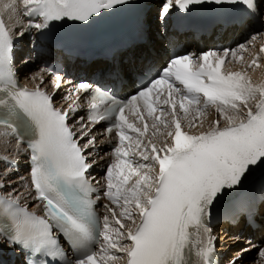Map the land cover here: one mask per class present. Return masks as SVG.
Wrapping results in <instances>:
<instances>
[{
  "label": "snow or ice",
  "instance_id": "snow-or-ice-1",
  "mask_svg": "<svg viewBox=\"0 0 264 264\" xmlns=\"http://www.w3.org/2000/svg\"><path fill=\"white\" fill-rule=\"evenodd\" d=\"M206 2L242 3L252 14L264 5V0H165L160 18L165 19L173 6L187 12L190 6ZM23 3L25 14L39 21L30 26L43 31L62 20L89 23L127 0H23ZM240 47L244 49V45ZM260 51L264 52V47ZM230 54L236 57L231 49L223 50L222 54L209 51L197 57H174L126 100L96 89L90 120L110 121L105 132L111 134L115 130L118 137L106 172L105 195L123 209L117 216L114 209L105 205L113 224L110 215L101 218L97 214L95 204L100 197L92 199L94 189L86 177L91 167L87 162L88 149L95 146L96 138L90 137L83 145L79 143L89 133L82 132L77 138L69 126L73 105L60 111L39 86L30 91L18 85L13 70L12 33L0 20V137L15 135L21 128L31 134L30 182L36 198L44 202L45 211V216H37L20 207L18 198L4 200L3 211L11 218V226L6 229L7 242L19 247L25 256L44 257L45 264H53L59 258L64 264H119L125 257V264H193V248L201 264H216L217 238L207 226L213 205L226 191L239 188L253 168L264 166V85H253L239 71L222 72ZM252 65L259 66L257 59ZM176 82L183 86V91ZM164 85L168 98L163 104L171 109L170 122L162 118L165 109L154 107L155 101L150 100V94ZM53 86L59 88V84ZM90 88V84L81 83L77 91L86 93ZM257 94L259 99L253 109L248 101L255 100ZM174 95L178 100L173 99ZM141 101L143 106L138 108ZM210 106H215L221 118L227 120L226 126L217 120L198 135L182 129L181 119L186 120L190 110L195 111L197 119ZM241 107L245 109L243 113ZM126 109H135L134 114H139L141 120L145 119L144 111L153 118L151 127L156 129L153 137L160 133V125L174 127V131L166 134L170 142L166 138L158 148L149 140L144 150L136 151L149 126L145 122L141 130L129 123ZM178 111L183 113L182 117ZM156 112L159 114L154 116ZM194 126L189 123V127ZM128 130L138 134L135 149L125 143L130 139ZM149 151L150 155L145 154ZM130 153L139 155L143 162H134ZM156 165L158 173L149 175ZM133 175L138 179L122 192L121 188ZM131 204L137 210L135 213L128 210ZM120 217L131 220L135 227H126ZM194 234L206 239L193 241ZM61 237L71 247L74 258H69L62 248ZM259 254L264 257V249Z\"/></svg>",
  "mask_w": 264,
  "mask_h": 264
},
{
  "label": "bare ground",
  "instance_id": "bare-ground-1",
  "mask_svg": "<svg viewBox=\"0 0 264 264\" xmlns=\"http://www.w3.org/2000/svg\"><path fill=\"white\" fill-rule=\"evenodd\" d=\"M155 1V2H154ZM161 3V0H149V10L147 12L146 16V23L148 26V40L145 45H140L135 47L134 49L130 50L123 56H120V59L118 60V67L117 70L123 75L126 81V89L131 90L133 85L132 76H136L141 69L145 66V63H151V64H161V61L163 59V53L165 51L164 46L166 43V38L168 36V31L166 29V25H160L157 14L155 16V20H153V16L155 15L157 11L158 5ZM5 4H12V8L6 9L4 7ZM15 6V2L13 0H0V13L4 16H7L10 10H12ZM155 9V12L151 13L152 10ZM264 20V19H263ZM264 22V21H263ZM165 23V22H163ZM166 24V23H165ZM232 31V29L226 30L223 35L222 39L223 41H228V38H225L228 34V32ZM244 32V29L241 28L237 30V32H232L231 36H235L238 34H242ZM263 33L256 34L254 38H252L249 42H247L244 45V49H241V52H239L236 57H234L232 60H230L226 66V71H239L246 75V78L250 80V82L253 85H264V52H261V47H264V29L262 30ZM257 33V32H254ZM260 35V36H259ZM187 35L178 36L177 38L181 41L187 40ZM260 37V38H258ZM209 40L204 41L201 40V45L207 47ZM31 56V55H30ZM254 59H257L258 61V67L255 65H252V61ZM23 62V56L17 55V63L20 66L19 73L23 74V72H29V68H25ZM249 65L251 66V69H247ZM105 64H99L97 62L92 63L87 69L86 72L90 74L93 72V70H98L100 68L105 67ZM26 69V70H25ZM31 81H36L37 83L40 82V76L39 75H31ZM87 81V80H83ZM46 87V84L44 85ZM259 99V95L257 94V98L255 100H249L248 104L249 106L255 108V104L257 103V100ZM215 107H212L208 112L202 113L199 115L197 119H194L196 117L195 111L191 110L189 112L188 118L181 119V122L183 123V127L186 131L193 133L195 135H198L202 131H207L209 128L214 124L215 121L219 120L221 126L227 125V120L222 119L220 114L215 111ZM241 113L245 111L243 107L240 109ZM229 114H232L229 112ZM178 116L182 117L183 114H179ZM163 119H166L167 121H171L172 116L169 115V113H166V115L163 117ZM195 124L194 127H189V123ZM160 127V133H157L155 137L152 136V133L156 131V129L151 128V132L149 133V136L141 139V147L140 149H137L136 151H142L144 150L145 146L148 145L149 140H151L153 143L156 144V146L159 148L162 146L163 142L167 138L166 134L169 130L173 131V128H164L162 125ZM79 135L81 134V128L80 127H74ZM170 142V138H167ZM133 149H135V143L132 145ZM8 146L5 145L4 141L0 137V191L4 192L7 196L12 198H18L17 201L23 203L24 205L30 204L31 198L29 196V193L27 190L23 189L24 186V178H16V176L13 175L11 171H9L5 166L2 165L3 158L8 157ZM145 154L150 155L149 152H145ZM22 159L19 158V161ZM135 161H142V158L139 155H135ZM146 163V162H145ZM127 171H129L127 169ZM143 171H148V169H144ZM156 173H158V165H156L153 170L149 173V175L155 176ZM136 179H138L137 176L133 175L129 178L128 183L124 185L121 188V191L123 192L126 188H131ZM121 204H123V200L121 201ZM128 210L132 212H136L137 210L134 208V204H131L128 206ZM123 211V209L120 207V209L117 211V214L119 216V213ZM264 215V213H262ZM123 223H125L126 227H132L134 228L135 225L132 224L131 220L125 221L122 217H120ZM139 218L136 217V223L138 222ZM246 232L251 234V231L247 228L245 229ZM225 232L228 233V238L224 240L225 245L223 247H220L219 250H229L230 253L226 252L224 257V262L229 263L232 259V257L239 256V249H241L243 246L240 245V241L236 242L237 238L233 237L236 235L237 229L232 227H226ZM215 235H218V230H215ZM264 236V221L262 224V229L259 232H254V237L258 236ZM220 240V239H219ZM250 256L247 255L243 260H240L237 262V264H245V261Z\"/></svg>",
  "mask_w": 264,
  "mask_h": 264
},
{
  "label": "rangeland",
  "instance_id": "rangeland-1",
  "mask_svg": "<svg viewBox=\"0 0 264 264\" xmlns=\"http://www.w3.org/2000/svg\"><path fill=\"white\" fill-rule=\"evenodd\" d=\"M155 2V1H154ZM161 2H165V0H161ZM155 12V9L154 10H152V12L150 13L149 12V14L151 15L152 13H154ZM155 16H156V13H155V15L153 16V20H155ZM30 69V68H29ZM247 69H251V67H247Z\"/></svg>",
  "mask_w": 264,
  "mask_h": 264
}]
</instances>
